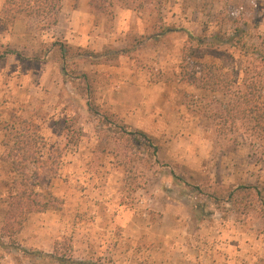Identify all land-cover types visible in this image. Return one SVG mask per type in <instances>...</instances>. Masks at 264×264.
Masks as SVG:
<instances>
[{
    "label": "rangeland",
    "instance_id": "rangeland-1",
    "mask_svg": "<svg viewBox=\"0 0 264 264\" xmlns=\"http://www.w3.org/2000/svg\"><path fill=\"white\" fill-rule=\"evenodd\" d=\"M4 1L0 264L264 260V132L251 120H225L227 94L194 86L180 68L191 47L184 30L198 35L221 25L230 32L245 21L249 43L264 51V0H59L51 25L23 12L5 14ZM167 25L183 29L157 34ZM105 47L128 52L101 63L77 54ZM192 53L237 82L242 77L241 52ZM79 73L87 80L76 79ZM261 89L264 97V75ZM88 100L99 115L88 111ZM100 115L146 132L157 146L154 157L119 138ZM25 131L40 141L39 154L52 148L60 163L51 184L35 189L49 207L8 222L6 200L22 175L4 160L5 140ZM26 169L30 174L32 164ZM240 184L259 189L250 207L240 205L239 194L216 199Z\"/></svg>",
    "mask_w": 264,
    "mask_h": 264
},
{
    "label": "trees",
    "instance_id": "trees-1",
    "mask_svg": "<svg viewBox=\"0 0 264 264\" xmlns=\"http://www.w3.org/2000/svg\"><path fill=\"white\" fill-rule=\"evenodd\" d=\"M149 1L153 2L154 0ZM139 5V7H143V4ZM59 7V0H5L3 12L9 16L23 12L30 16L42 17L51 25L57 22L56 15ZM182 29L169 25L162 26L158 29L157 34L164 35ZM248 29L247 22L243 21L237 24L233 31L230 32L225 30L221 25L209 33V26H207L198 35L184 30L191 47L184 50V57L180 68L187 80L194 86L211 91H223L227 94L228 99L223 107L225 112L223 117L225 120H251L254 122L255 128H259L262 134L264 132V97L261 93V81L264 75V64H262V61H264V51L255 44L249 43ZM194 47H206L209 52L212 49L224 47L243 53L244 55L239 54L240 57H245L244 64H240V73L242 74L240 80L238 82L235 81L233 74L223 71L220 66L211 61L203 62L195 60V54L192 53ZM127 52V49L105 47L99 52L83 50L77 54L83 58L90 59L91 63H101L105 60L116 59ZM75 77L80 81L81 79L86 81L88 75L86 73H79ZM86 105L91 114L99 115L93 102L88 100L86 101ZM100 116L102 117V123L111 125V128L119 138H124L130 146L135 143L145 154H149V157H154L157 152V146L154 144L153 138L146 132L134 128L130 129L124 123H116L108 115ZM70 127L69 122H65L63 130L66 138L68 133H70L68 130ZM66 140L69 141V138ZM70 141L77 143L75 138H70ZM39 142V140H35L26 131L5 140V145L9 152L4 157V160L10 165L12 170L22 175L19 180L13 181V192L9 194L6 200L5 216L8 218L6 219L8 222H12L17 215L24 217L27 213L34 210L43 211L49 207L45 200L43 202L39 198L35 189L40 185L48 187L51 184L52 178L57 173L60 156H55L52 148L46 149L48 152L44 155L39 154L37 150ZM27 163H31L33 166L30 174L27 173ZM208 188H211V186H208ZM198 191L203 192V189L198 188ZM207 193L211 196L214 195L211 190ZM234 194H239L241 206L250 207L253 205V201L256 198L258 199L260 192L255 184H240L232 190H228L225 198L224 195H217L216 199L232 198ZM239 200L235 201L234 205H237L236 202L239 203ZM57 259L62 263L65 261L61 258ZM71 263L93 264L89 261L80 260H71ZM254 264H264V260L258 259Z\"/></svg>",
    "mask_w": 264,
    "mask_h": 264
}]
</instances>
